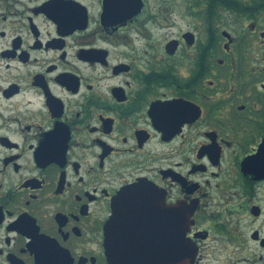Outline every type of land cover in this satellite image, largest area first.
Listing matches in <instances>:
<instances>
[{
    "label": "flooded vegetation",
    "instance_id": "1",
    "mask_svg": "<svg viewBox=\"0 0 264 264\" xmlns=\"http://www.w3.org/2000/svg\"><path fill=\"white\" fill-rule=\"evenodd\" d=\"M183 247L264 264V0H0V264Z\"/></svg>",
    "mask_w": 264,
    "mask_h": 264
},
{
    "label": "water",
    "instance_id": "2",
    "mask_svg": "<svg viewBox=\"0 0 264 264\" xmlns=\"http://www.w3.org/2000/svg\"><path fill=\"white\" fill-rule=\"evenodd\" d=\"M110 227V224H109ZM108 227V228H109ZM184 247L182 249L181 253L178 254H170V253H166L163 256L160 255V257L164 258L165 257V264H183L185 263L191 256L190 252H185L183 251ZM117 257H113L110 255L109 259L111 261L112 264H128V263H153L154 260H152V258H149L147 256L150 255H141V256H137V255H116ZM138 257H140L138 259ZM125 258V259H124Z\"/></svg>",
    "mask_w": 264,
    "mask_h": 264
}]
</instances>
